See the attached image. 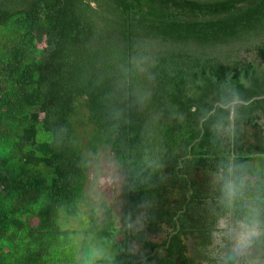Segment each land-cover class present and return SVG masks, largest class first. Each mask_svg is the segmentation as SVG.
Segmentation results:
<instances>
[{
    "label": "trees",
    "instance_id": "16d2710c",
    "mask_svg": "<svg viewBox=\"0 0 264 264\" xmlns=\"http://www.w3.org/2000/svg\"><path fill=\"white\" fill-rule=\"evenodd\" d=\"M100 165L107 201L89 198ZM253 207L264 218V0H0V264L44 263L80 211L104 264H225L218 224ZM14 228L36 234L3 257Z\"/></svg>",
    "mask_w": 264,
    "mask_h": 264
},
{
    "label": "rangeland",
    "instance_id": "374dc122",
    "mask_svg": "<svg viewBox=\"0 0 264 264\" xmlns=\"http://www.w3.org/2000/svg\"><path fill=\"white\" fill-rule=\"evenodd\" d=\"M39 46H41V44H39ZM102 159L106 162V158L103 157ZM102 171L103 173L99 178L97 190H94L93 194H89V198L95 199V201H107L110 196V179L107 176L109 175L107 165L106 167H102ZM90 179H93V175L90 176ZM91 186H93V183ZM94 189H96V187H94ZM91 217L92 215L90 213L84 214L83 211L78 213V218L59 216L55 221L54 227L68 232L58 237L59 239L53 241V244L50 246L49 255L43 257L45 261L44 263L42 262V264H104L100 261L104 258V251L99 247V240L92 234L87 237L83 234L85 229L90 225ZM33 222L37 227L39 224L38 220L33 219ZM227 223H229V220L222 219L218 227L223 229ZM27 230L31 235L36 234L29 229L19 232L16 228L13 229V231L18 234L19 238L16 240V245L10 244L8 249L5 248L2 250L3 257L7 256L6 252H10L12 255L15 253L16 247L21 243L20 237L24 236ZM43 233L45 234L44 237L50 238L47 230ZM41 245L42 244L37 243L34 247L39 250Z\"/></svg>",
    "mask_w": 264,
    "mask_h": 264
},
{
    "label": "clouds",
    "instance_id": "9594fccd",
    "mask_svg": "<svg viewBox=\"0 0 264 264\" xmlns=\"http://www.w3.org/2000/svg\"><path fill=\"white\" fill-rule=\"evenodd\" d=\"M243 186V179L235 176L229 168L223 184L224 200L228 207H231ZM223 232L229 241L225 264L228 261L232 264H264L254 254L255 250L264 248V218L257 208H249L238 222L225 224Z\"/></svg>",
    "mask_w": 264,
    "mask_h": 264
},
{
    "label": "water",
    "instance_id": "95a60500",
    "mask_svg": "<svg viewBox=\"0 0 264 264\" xmlns=\"http://www.w3.org/2000/svg\"><path fill=\"white\" fill-rule=\"evenodd\" d=\"M195 2H203V3H214V2H220V1H225V0H192ZM258 97H253L250 101L256 99ZM250 101H247L246 103H249ZM236 101H233L232 104L234 105Z\"/></svg>",
    "mask_w": 264,
    "mask_h": 264
}]
</instances>
